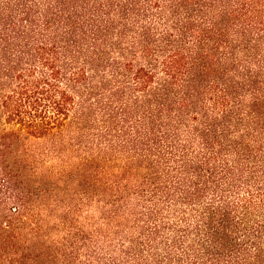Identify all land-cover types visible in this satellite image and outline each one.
I'll list each match as a JSON object with an SVG mask.
<instances>
[{"label": "trees", "instance_id": "1", "mask_svg": "<svg viewBox=\"0 0 264 264\" xmlns=\"http://www.w3.org/2000/svg\"><path fill=\"white\" fill-rule=\"evenodd\" d=\"M0 264H264V0H0Z\"/></svg>", "mask_w": 264, "mask_h": 264}]
</instances>
